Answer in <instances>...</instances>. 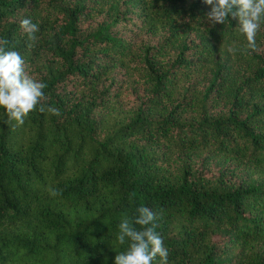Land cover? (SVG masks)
<instances>
[{"label": "trees", "instance_id": "16d2710c", "mask_svg": "<svg viewBox=\"0 0 264 264\" xmlns=\"http://www.w3.org/2000/svg\"><path fill=\"white\" fill-rule=\"evenodd\" d=\"M209 10L0 0V39L60 111L14 126L0 109V264H114L139 206L163 210L168 264H264V27L249 53Z\"/></svg>", "mask_w": 264, "mask_h": 264}, {"label": "clouds", "instance_id": "9594fccd", "mask_svg": "<svg viewBox=\"0 0 264 264\" xmlns=\"http://www.w3.org/2000/svg\"><path fill=\"white\" fill-rule=\"evenodd\" d=\"M202 3L210 9L205 16L209 25L236 20L246 38L245 50L249 53L257 50V34L264 27V0H202ZM19 28L29 41H36L35 33L39 26L31 18H22ZM7 45V39H0V109L4 110L8 120L14 126L23 125L27 116L36 110L59 116L58 108L46 104L44 89L47 85L31 78L25 70L23 56L18 51L9 50ZM238 50L235 45L228 49L233 54ZM48 191L53 197L61 194L55 188ZM134 196L135 193L130 194V199ZM162 212L139 206L132 216L125 214L122 217L117 241L120 245L127 244V247L115 255L114 264H153L158 257L160 264H168L169 251L156 231V221Z\"/></svg>", "mask_w": 264, "mask_h": 264}]
</instances>
